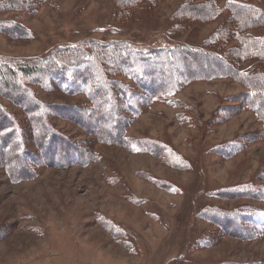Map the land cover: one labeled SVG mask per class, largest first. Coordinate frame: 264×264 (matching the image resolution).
<instances>
[{"label":"rangeland","instance_id":"1","mask_svg":"<svg viewBox=\"0 0 264 264\" xmlns=\"http://www.w3.org/2000/svg\"><path fill=\"white\" fill-rule=\"evenodd\" d=\"M229 1L0 0V61L13 70L88 42L185 48L230 67L199 60L205 74L191 67L193 77L153 95L108 66L114 100L125 108L113 141L104 123L86 126L75 115L73 107L91 110L84 93L60 90L50 76L46 87L20 78L48 106L37 123L72 152L58 156L61 167L50 162L54 145L42 155L29 110L0 90V117L19 127L29 153L15 161L4 146L13 141L3 134L9 128H0V264H264V118L247 102L243 78L264 76V58L244 45L264 37V22L240 23ZM232 2L264 15V0ZM176 66L174 79L184 74ZM122 87L134 96L132 111L116 92ZM145 140L158 152L132 145ZM232 221L242 231L231 233Z\"/></svg>","mask_w":264,"mask_h":264},{"label":"trees","instance_id":"2","mask_svg":"<svg viewBox=\"0 0 264 264\" xmlns=\"http://www.w3.org/2000/svg\"><path fill=\"white\" fill-rule=\"evenodd\" d=\"M232 1L233 0H230L228 3L233 7L235 14L239 13L238 15L241 17L240 23H253L257 22L259 19L264 22V20H262L264 15L251 5ZM122 2L127 3L128 1ZM247 15H249V17ZM221 39L222 38H220L219 41ZM244 45L245 48L264 58V37L246 40ZM55 53L56 54L53 55V60H42L41 63L31 66H19L16 70H13L11 66L5 63L6 61H0V80H2L0 90L9 93L11 96L18 97L21 102L20 105L29 110L26 112L27 117L33 123V127L37 128L35 132L38 134V131H40L38 138H41L39 144L42 145L39 146L42 150V155L49 156L52 151L51 148L54 145V150L52 152L55 159L50 162L57 165V167H61L66 163L62 162L61 158H58V156L61 157V155L65 153L72 154V152H65L58 146L60 145L58 143L63 142L61 139L62 136L56 134L51 127L47 126L46 124L48 123L45 125H39L37 123L42 120L45 113H47L48 106L36 100L30 89L18 83L20 78L31 79V81L35 80L40 87H46L50 83V81L46 79H49L48 76H50L51 80L60 90L68 94L84 93L88 98V102L92 105L91 110L85 111V109L73 107L72 110L77 113L75 115L79 117L80 115L84 116L80 121L85 123L86 126H90V123H92L94 127L97 128L100 126V123H104V127L107 129L104 136H106V140L113 141L121 134L120 131L125 122L121 118V113L125 108L121 102L119 103L121 105L119 107L116 100H114L115 96L110 89L112 83L107 80L108 73L106 69L108 66L112 68L111 72L116 70L121 75L133 78L142 89L150 91V94L153 95L156 89L159 90V94H168L170 91H173L175 85L179 84V81L193 77V70L191 67L201 69L198 64L199 60H202L204 65H208V61L216 64V68L218 66L223 67L224 72L230 68L226 60L221 56L179 47L152 49L145 52V50H138L126 43L103 46L99 43L88 42L81 44L78 48L75 46L61 48V50H57ZM43 61L46 62L42 63ZM178 64L184 70V74L180 75L179 71L177 78L174 79L173 76H170V71L175 69L173 68L174 65L178 66ZM162 68H165V71H163ZM200 69H198L199 74L206 73L204 69ZM223 71L217 69V74L224 73ZM163 77L165 78L164 81ZM243 78L249 82L248 86L251 90L248 93L247 102L251 104L255 112L262 113V117L264 118V107L262 106V102H264V88L261 86L264 85V76L253 75ZM3 82H6V84ZM121 89H123L122 95H120V89L117 88L116 92L119 94L120 99L127 102L132 111V97L134 96L133 94H129V92L131 93L130 90H128V92L123 87ZM5 122L6 120L0 117V128H4L5 126L9 128L7 132L3 134L11 135V140L13 139V141L4 146H11L15 150L13 156L15 161L21 160L24 162L29 156V153L25 150L24 145L20 146L21 143L24 144L22 139L23 136L20 138L21 130L14 129L19 128L18 126L16 127L14 123L9 125V122L8 124H5ZM95 128L92 130L98 131ZM12 131L16 133L18 138L17 141L14 140ZM63 144H68L66 139H64ZM132 145L136 147L137 150L143 149L145 151L158 152L160 149L159 144L148 140L135 142ZM59 151L61 152L58 153ZM62 158H65V156ZM173 161L175 160L173 159ZM10 163H14L13 160H10ZM173 164L177 167L183 165L179 160H176ZM210 213H213V211ZM224 217L226 218L228 215L224 214ZM231 217L233 216L231 215ZM219 218L222 220V223L230 222V219ZM216 220L219 219L217 218ZM232 226H235L236 230L242 231V229L232 221L230 225L231 233H233L232 230H234Z\"/></svg>","mask_w":264,"mask_h":264}]
</instances>
